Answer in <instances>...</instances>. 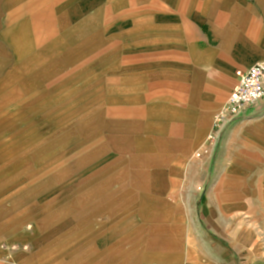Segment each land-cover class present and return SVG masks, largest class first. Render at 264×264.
I'll return each instance as SVG.
<instances>
[{
	"label": "rangeland",
	"instance_id": "obj_1",
	"mask_svg": "<svg viewBox=\"0 0 264 264\" xmlns=\"http://www.w3.org/2000/svg\"><path fill=\"white\" fill-rule=\"evenodd\" d=\"M59 1L46 16L28 14L27 0L18 10L0 0V264H89L104 249L131 264H264V115L227 127L213 152L195 156L235 69L220 81V69L195 66L188 51L192 41L217 45L224 3L163 0L152 29L133 33L129 13L157 0H78L76 11ZM28 17L39 24L29 47L12 33ZM79 21L82 33L67 40ZM221 60L226 70L238 59ZM217 85L223 99L207 106ZM117 124L133 141L166 142L154 168L143 166L147 153L111 142ZM136 172L148 174L150 204ZM87 230H99L93 244Z\"/></svg>",
	"mask_w": 264,
	"mask_h": 264
},
{
	"label": "crops",
	"instance_id": "obj_2",
	"mask_svg": "<svg viewBox=\"0 0 264 264\" xmlns=\"http://www.w3.org/2000/svg\"><path fill=\"white\" fill-rule=\"evenodd\" d=\"M25 1V0H24ZM183 0H180L181 3ZM190 1V0H189ZM193 1V0H191ZM190 1V2H191ZM209 1V0H203V2ZM220 3H224L225 5V11L223 14L217 13L218 19L216 20L217 23V29H215L214 32V40L216 41V46H209L206 43H203L201 45L196 44L192 41V43L189 46V58L191 59V62L196 66L201 67H212L214 66L215 69H220V72H218L220 78V81H224L226 74L229 70L234 68V78H235V84L237 81V78L235 76V73L239 70H246L252 65L264 60V0H217ZM23 2V0H14V6L12 7L14 10L22 9V7H19V5ZM59 0H27L26 8L23 6L24 9L29 10L28 14L32 10H39L43 13V15L50 14V11L47 10L48 7H45V5H52L55 3H59ZM173 2L178 3L177 0H173ZM63 3L66 4V8L72 9L71 11H76L75 8L77 7L78 0H63ZM166 2H163V0H157L153 1V3L148 4V8L145 9V7L140 8H134L133 12L129 13V18L132 20V24L134 25L131 32L135 33V28H139L141 30L142 27L148 25V27L154 26L155 23H153V17H155L158 13H162L164 4ZM180 3L177 5L178 9L182 8ZM53 6V5H52ZM19 7V8H18ZM56 8V6H53ZM52 7H49L51 10ZM61 8V7H60ZM227 9V11H226ZM69 10V11H70ZM121 10V12H120ZM67 11V12H69ZM70 11V12H71ZM128 9L121 8L119 9V13H116L117 18L120 21H124L126 18L124 16L126 15V12ZM14 15H11V17H14ZM111 16V15H110ZM108 17V19L110 18ZM210 16V15H208ZM29 20L26 21L23 26L21 27L18 24L16 25V29L12 30V33L15 35L16 40H19L20 42H24L25 44H28V47L30 46V43L32 42L31 35H36V31L38 28V21H33V18L28 17ZM227 21H230L231 23V29L227 31H220L218 28H220L218 25H225ZM81 21H79L78 25H75L73 28H70L66 31V37L67 40H73V37L75 35H78L82 33V29L79 25H81ZM164 24L156 25L158 27H155L158 29V31L167 30L168 23L167 21H163ZM166 24V26H165ZM24 27V28H23ZM171 32H177L178 28L171 24L169 26ZM30 31H34L33 33H30ZM210 38V37H208ZM250 52V53H246ZM224 55H231L233 58H237V62L232 63L231 65L227 66L226 70L222 63L221 58ZM235 86V85H234ZM211 95L209 94V100L207 101L206 105L209 106V104L212 102V100H221L223 99V90L220 86H216L213 90L209 91ZM209 111L208 107L206 109L198 112V120H202L204 123L205 120H207V112ZM116 114V112H115ZM260 115H264V103L262 106L258 107L257 109H251L246 111L244 118L236 121H243L246 119H250L251 117H258ZM193 116L195 114L190 115V119L186 123H184V117H174L175 122L178 123H184L185 125H189L193 119ZM113 120L118 117H112ZM181 119V120H180ZM234 122V123H236ZM180 123V124H181ZM232 123L231 125H233ZM229 125V126H231ZM184 127V125L182 124ZM228 126V127H229ZM130 128V127H129ZM127 128V130L129 129ZM123 131L124 127L117 124V127L112 126V130L115 131L114 135H112L111 142L115 141L116 144H119V146L124 145L127 147V149L131 150L135 153H147L146 155H149V158L143 159L142 163L145 168H154L159 163V155L162 152L160 149V146L166 145V142L159 141L157 143H153L152 140L145 141H133L131 140L130 133L128 134H118V131ZM189 129V128H188ZM193 130L192 128H190ZM191 133L192 134V132ZM148 141L152 142V144H148ZM118 147V146H116ZM144 149V150H143ZM186 150H188V147H186ZM184 152V151H183ZM156 162V165L154 163ZM135 184L133 186H139V189L144 190L142 193V200L146 202L147 204H150L149 202H152L154 199L151 198V196L147 193V185H148V174L145 172H136L134 174ZM231 182H226L225 186L226 188H229ZM225 188V189H226ZM157 204V203H156ZM151 212L146 211L143 208L140 209V211L136 212L135 214L140 217L143 221L146 218H150L152 216L150 214ZM99 232V230H97ZM93 230H87L85 237H83V242H87L86 244L95 242V235L98 233ZM138 235L139 232H134V234L130 237L131 242L136 241L137 237H134L135 235ZM99 236V235H98ZM123 242V241H122ZM148 245H150L147 242ZM154 244V243H153ZM116 251H112L109 249L102 250V253H97L96 256L92 254V258H87L86 262L89 264L94 263H101L105 259H111V263L113 264H120V262H123L124 264H131L133 262V258L130 254H123L120 258H117ZM144 259V258H143ZM151 261L156 260L157 258L155 256H151ZM145 260V259H144ZM148 260V259H146ZM145 260V261H146ZM158 260V259H157ZM162 258H160L159 261H161ZM149 261V260H148ZM150 262V261H149ZM160 263V262H159Z\"/></svg>",
	"mask_w": 264,
	"mask_h": 264
},
{
	"label": "built area",
	"instance_id": "obj_3",
	"mask_svg": "<svg viewBox=\"0 0 264 264\" xmlns=\"http://www.w3.org/2000/svg\"><path fill=\"white\" fill-rule=\"evenodd\" d=\"M235 76L236 84L214 115L206 140L195 154L197 158L213 152L215 143L229 125L244 118L246 111L257 109L264 103V61L237 71Z\"/></svg>",
	"mask_w": 264,
	"mask_h": 264
}]
</instances>
